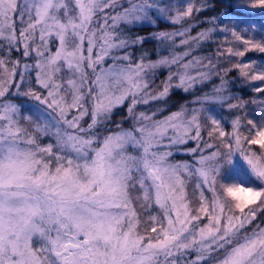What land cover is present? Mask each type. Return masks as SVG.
I'll return each mask as SVG.
<instances>
[{"label":"snow or ice","instance_id":"6c2138e0","mask_svg":"<svg viewBox=\"0 0 264 264\" xmlns=\"http://www.w3.org/2000/svg\"><path fill=\"white\" fill-rule=\"evenodd\" d=\"M249 6L264 8V0ZM205 8L179 0H0V264H182L175 257L188 251L197 253L190 264H264V119L237 115L229 132L212 115L202 121L203 108L158 118L164 105L152 107L174 88L188 92L220 75L200 57L184 62L214 29L154 33L168 49L155 60L136 54L147 37L127 31L154 24L151 10L182 25ZM231 36L243 47L219 53L239 58L224 72L237 71L264 95V70L243 62L264 54V42ZM183 45L191 46L175 51ZM201 67L209 70L193 74ZM162 68L167 76L157 84ZM226 84L220 76L216 95L203 100L243 111L246 101L228 102ZM121 108L126 115L113 123ZM44 137L55 143L42 144ZM190 140L197 145L188 151L201 153L195 163L174 162ZM237 155L260 187L219 182ZM193 177L196 206L187 191ZM137 205L159 209L142 231Z\"/></svg>","mask_w":264,"mask_h":264},{"label":"trees","instance_id":"16d2710c","mask_svg":"<svg viewBox=\"0 0 264 264\" xmlns=\"http://www.w3.org/2000/svg\"><path fill=\"white\" fill-rule=\"evenodd\" d=\"M154 2L160 6H167L172 4L173 0H154ZM179 2L181 4L194 2L197 6L204 4L206 5V8L198 14H194L193 17L186 20L182 25H174L165 16L159 14L155 10H151V15L155 20L154 24L151 22H144L127 29L132 35L147 37L143 47L138 49L136 54L139 55L140 52H146L148 58L152 60L158 58V53L160 55L168 54V49L166 47H161L160 43L152 38L154 33L161 31L174 32L180 30L182 27L192 25L189 34L195 36L200 31L212 28L214 31L210 34L209 39L201 42L198 47H193L191 54L184 57V62L191 60L193 57H200L202 65H207L211 62L212 65H215L212 69L213 73H220V75L213 74L210 79L203 83L196 84L188 92L174 88L166 101L155 102L152 107L154 109L157 105H164V110L158 113V118H162L171 112L180 110L181 106L186 107L189 113H191L193 109L203 108L205 111L206 109H211L218 114L225 130L230 132L231 121L237 115L244 117L246 114L247 118H255L254 110H256V105H259L264 101V95H257L253 91L255 85L241 78L237 71L233 70L225 73L224 69L230 68L231 64L233 62H238L239 58L229 57L227 54L219 55V53L228 46H235L238 48L243 47V45H240L234 40L231 36V31H235L245 38L264 42V8L250 7V0H179ZM16 23L19 28L20 22L18 18ZM221 29L226 30L221 31ZM180 39V37L176 38L177 43ZM190 46L191 45L178 46L175 48V51L183 52ZM0 54L3 53L0 52ZM12 56L16 58L19 54L13 52ZM243 62H253L256 64L255 67H263L264 54L250 52L243 58ZM175 67L176 66H173V70H175ZM208 70V68L201 67L199 69H193L192 72L195 74L196 71ZM167 72L168 69L165 68L158 70L156 77L157 84L167 76ZM220 76H223L227 81V91L224 95L231 96V100L228 101L229 103L237 102L239 100L246 101L243 111L228 110L226 105L203 100V97L205 96L216 95L215 88L220 84ZM253 101H255V103H253ZM205 111L201 113L202 121H204V116L206 115ZM124 115H126L124 109H118L113 113L112 122L115 123ZM127 122L128 121H125V125H127ZM201 136L202 147L203 142L208 140L207 128L202 131ZM49 139L51 143H55L54 138L49 137ZM40 142L42 143V139ZM196 145L197 142L195 140H190L186 144L178 146V150L174 151L172 160L174 162H187L189 164H194L195 160L201 154L200 150L198 149L196 153H191L188 150L195 148ZM208 151L211 150H206L204 154H207ZM243 166L248 168L246 164ZM210 195L212 194L210 193ZM152 209L155 210L156 213L159 212V209ZM261 220H264V214H261V216L258 217V222ZM201 223L203 224L205 221H201ZM262 226H264V223H262ZM196 255L197 253L195 251H188L186 254V261L191 262L196 258ZM202 264H208V261H204Z\"/></svg>","mask_w":264,"mask_h":264},{"label":"rangeland","instance_id":"374dc122","mask_svg":"<svg viewBox=\"0 0 264 264\" xmlns=\"http://www.w3.org/2000/svg\"><path fill=\"white\" fill-rule=\"evenodd\" d=\"M20 3H23V0H19ZM255 64V63H254ZM256 66V64H255ZM257 70H264V66L256 67ZM261 102V101H260ZM256 110L255 111V118L257 122L260 120L264 119V101L256 105ZM206 114L212 115L214 118L217 120L221 121L220 117L218 116L217 113H215L211 109H206L205 111ZM125 127L128 126V122L126 123ZM222 126L224 127L223 123ZM51 142L49 137H44L42 138V144H46ZM246 164L240 157L239 155L235 156L233 159V163L231 165H227L221 169V175L219 177V182L223 183L225 185H241L244 187H260L259 183L255 180V178L252 176L251 172L249 171V168L244 167L243 165ZM196 178L193 177V179L188 183L187 185V191H188V197L192 201L193 206L198 205L199 202V190L196 189ZM204 194L207 197H211L210 192H208L207 188H203ZM137 193L133 192V195L135 196ZM138 212L140 213V218H141V224H140V230L142 231L147 224L149 223L148 221V216L149 214H156V211L153 209H149L147 211L140 209L139 206L137 205ZM205 223L207 222V218L205 217L204 220ZM154 235V234H153ZM37 244H39V241H37ZM196 257V256H195ZM171 259V258H170ZM178 262L182 261V264H190L189 261H186V255L184 257H180L177 255L175 257ZM208 264H210V261H208Z\"/></svg>","mask_w":264,"mask_h":264}]
</instances>
